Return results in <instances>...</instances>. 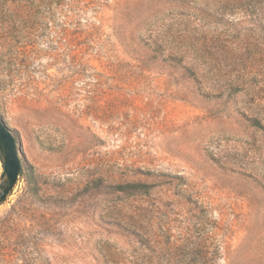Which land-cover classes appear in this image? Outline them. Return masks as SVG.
<instances>
[{"label":"rangeland","instance_id":"374dc122","mask_svg":"<svg viewBox=\"0 0 264 264\" xmlns=\"http://www.w3.org/2000/svg\"><path fill=\"white\" fill-rule=\"evenodd\" d=\"M0 119V264H264V0H0Z\"/></svg>","mask_w":264,"mask_h":264},{"label":"water","instance_id":"95a60500","mask_svg":"<svg viewBox=\"0 0 264 264\" xmlns=\"http://www.w3.org/2000/svg\"><path fill=\"white\" fill-rule=\"evenodd\" d=\"M0 158L3 173L0 178V204L15 187L21 170L16 140L0 119Z\"/></svg>","mask_w":264,"mask_h":264},{"label":"trees","instance_id":"16d2710c","mask_svg":"<svg viewBox=\"0 0 264 264\" xmlns=\"http://www.w3.org/2000/svg\"><path fill=\"white\" fill-rule=\"evenodd\" d=\"M250 122H251L252 126H258L259 127V125H261L257 119H251ZM0 162H1V158H0Z\"/></svg>","mask_w":264,"mask_h":264}]
</instances>
